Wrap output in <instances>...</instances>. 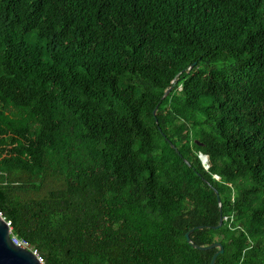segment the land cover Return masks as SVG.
Masks as SVG:
<instances>
[{"label":"trees","instance_id":"obj_1","mask_svg":"<svg viewBox=\"0 0 264 264\" xmlns=\"http://www.w3.org/2000/svg\"><path fill=\"white\" fill-rule=\"evenodd\" d=\"M0 214L42 264H264V0H0Z\"/></svg>","mask_w":264,"mask_h":264},{"label":"water","instance_id":"obj_2","mask_svg":"<svg viewBox=\"0 0 264 264\" xmlns=\"http://www.w3.org/2000/svg\"><path fill=\"white\" fill-rule=\"evenodd\" d=\"M200 162L204 167L208 166L207 156L204 153L198 152L197 154ZM217 177V176H215ZM218 201V198H217ZM222 217L219 215L217 224L214 226L220 225ZM200 226V225H198ZM9 226L6 223V220L0 214V264H40L38 258L31 253L27 248L18 246L10 241L9 238ZM191 229H188L185 232V240L190 243L193 247L207 248L212 246H217V249L212 253L209 261L206 264H213L215 256L222 251V246L218 241H213L203 246H198L193 243L188 234Z\"/></svg>","mask_w":264,"mask_h":264},{"label":"built area","instance_id":"obj_3","mask_svg":"<svg viewBox=\"0 0 264 264\" xmlns=\"http://www.w3.org/2000/svg\"><path fill=\"white\" fill-rule=\"evenodd\" d=\"M6 223L7 225L9 226V222L6 220ZM10 228V226H9ZM9 238H10V241L18 246H21V247H24V248H27L31 251V253H33L39 260L40 264H42L41 262V258L39 257L37 251L35 248H33L31 245H29V243L23 239H20V238H17L15 235H13L10 230H9Z\"/></svg>","mask_w":264,"mask_h":264}]
</instances>
